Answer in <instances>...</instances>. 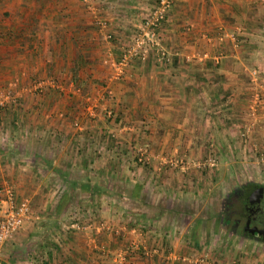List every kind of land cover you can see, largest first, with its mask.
<instances>
[{
  "label": "crops",
  "instance_id": "obj_1",
  "mask_svg": "<svg viewBox=\"0 0 264 264\" xmlns=\"http://www.w3.org/2000/svg\"><path fill=\"white\" fill-rule=\"evenodd\" d=\"M155 1L0 0V92L12 96L0 109V186L34 213L1 244L3 264H264L251 239L213 248L154 206L188 190L207 150L226 162L250 143L246 123L264 129L263 106L253 110L264 81L248 73L264 58V0H175L159 51L120 74V46ZM220 28L240 44L207 42ZM72 213L80 221L64 222Z\"/></svg>",
  "mask_w": 264,
  "mask_h": 264
},
{
  "label": "rangeland",
  "instance_id": "obj_2",
  "mask_svg": "<svg viewBox=\"0 0 264 264\" xmlns=\"http://www.w3.org/2000/svg\"><path fill=\"white\" fill-rule=\"evenodd\" d=\"M93 114H95L94 110L88 117L96 118ZM102 114L104 119L105 112ZM247 124H250L251 130L241 136H245L250 143L245 144L244 148L238 146L225 150L226 153L222 154V157L226 162L218 160L217 151L207 150L201 164L196 166L194 173L198 176L191 179L188 190L158 199L159 205L154 206L159 208L155 214L159 220L171 226V229L180 230L187 225L189 233H197L200 235L199 240L210 243L213 248L221 247L226 243L230 245L234 240L236 242L245 238L238 233L234 234L229 227L232 221L227 213L226 203L235 190L242 188L248 182L264 184V129L258 128V131L252 132L253 125L258 126L257 120ZM249 135L250 137H246ZM173 167L176 168L169 166V168ZM68 218H65L64 222H78L80 219L75 213L70 214ZM175 225L177 227H174ZM251 244L250 249L253 252L264 248V244L260 241L251 239Z\"/></svg>",
  "mask_w": 264,
  "mask_h": 264
},
{
  "label": "built area",
  "instance_id": "obj_3",
  "mask_svg": "<svg viewBox=\"0 0 264 264\" xmlns=\"http://www.w3.org/2000/svg\"><path fill=\"white\" fill-rule=\"evenodd\" d=\"M174 1L175 0H156L155 5L143 17L142 22L136 27L129 29V43L120 46L119 55L114 62L120 74L123 72L124 68L131 65L134 60L144 62L153 50L159 51V33ZM109 37L110 35H107V38ZM226 37L231 40L232 45L235 47L241 42L240 34L237 31L234 33H227L221 28L216 31L214 36L206 35L205 39L207 42H213V38L222 41ZM224 55L225 53L223 50H218L212 58L214 61L219 62ZM160 56L164 58L165 54L160 53ZM201 56L203 55H200V57ZM248 73L250 79L254 83H258L260 80L264 81V58L256 63ZM44 85H46L44 80H39L34 84V89L39 93H42ZM255 99L256 105L253 106L254 110L259 104L264 107V95L256 93ZM11 101L12 96L9 92H0V109L5 108ZM104 112L106 119L112 120L115 118L114 112L111 108H105ZM73 125L75 127H80L81 124L79 120L75 119ZM244 127L247 132L251 130L250 124L246 123ZM142 155L143 153L137 156V158H140V161H142ZM33 215V208L28 199H20L16 201L12 186H0V246L4 241L10 239L14 234L21 230L24 224L34 217ZM196 263L217 264L209 263L203 258L196 260ZM0 264H3L1 254Z\"/></svg>",
  "mask_w": 264,
  "mask_h": 264
},
{
  "label": "flooded vegetation",
  "instance_id": "obj_4",
  "mask_svg": "<svg viewBox=\"0 0 264 264\" xmlns=\"http://www.w3.org/2000/svg\"><path fill=\"white\" fill-rule=\"evenodd\" d=\"M226 207L234 234L264 244V184L248 182L233 192Z\"/></svg>",
  "mask_w": 264,
  "mask_h": 264
},
{
  "label": "trees",
  "instance_id": "obj_5",
  "mask_svg": "<svg viewBox=\"0 0 264 264\" xmlns=\"http://www.w3.org/2000/svg\"><path fill=\"white\" fill-rule=\"evenodd\" d=\"M232 211V210H231ZM228 215L231 213L230 211H227Z\"/></svg>",
  "mask_w": 264,
  "mask_h": 264
}]
</instances>
